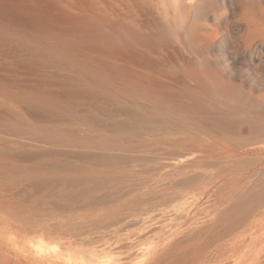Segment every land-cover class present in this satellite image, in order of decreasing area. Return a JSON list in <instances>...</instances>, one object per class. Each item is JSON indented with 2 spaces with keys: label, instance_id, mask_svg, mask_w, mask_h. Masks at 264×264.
Wrapping results in <instances>:
<instances>
[{
  "label": "rangeland",
  "instance_id": "obj_1",
  "mask_svg": "<svg viewBox=\"0 0 264 264\" xmlns=\"http://www.w3.org/2000/svg\"><path fill=\"white\" fill-rule=\"evenodd\" d=\"M69 1L65 0V3H60V7L64 8L66 4H69ZM72 2L73 0L70 3ZM208 4L214 8H220L222 4L226 7L227 17L221 24L226 38V44H223L222 51L226 55L236 56L241 49L240 41L244 36V31H239L236 23L241 18L242 10L248 4V0H208ZM250 5L257 7V4H252L251 2ZM95 7L101 8L98 4ZM12 26L8 25L9 29L7 28L10 30L7 36L9 43L11 42V45L9 44V55L7 56L4 67L0 66L2 69H0V79L7 82L5 84L8 85V92L11 93V97L8 94L4 97L0 90V146L2 145L1 147H3V149L0 148V264H159L160 262L167 264V261L168 264H170L169 262L171 264H203V262L204 264H264V212L262 216L259 215L258 219H255L254 222L258 220L256 225L250 219L245 224H239L241 222L237 223V219L240 221V213L242 212L241 215L244 214L243 209H245V203L247 207H251L254 202L253 200H255L253 197L257 194H264V170L256 172L259 174L251 178H248V174L246 173L250 172L252 168L250 165L251 161L260 156L264 157V154L236 155L235 153L220 148L221 146H218L221 150L217 149V152L214 153H199L201 146H197L199 148L197 149L193 147L196 144L192 145L195 141L197 143V140H200V138L198 139L197 135H194L195 127L192 128V126L196 120L191 119V123L193 122L190 124L191 127L188 126L181 133H170L174 131L171 130L167 134L156 136L154 142L150 143L149 148L147 147L145 151L128 154L129 156L132 155L133 160L127 158L129 160L125 159L126 162L124 164H122L123 161H120L117 163V166L115 163L106 166L98 164L97 167V164L90 165L85 162H79L83 168L90 167V169L87 170L85 168L84 170L89 173L93 170L91 172L93 176L87 177L88 180H80L82 182L78 180V182L82 183H78L79 185L76 183L77 181L67 184L73 186L74 189L71 186H67L68 178H70V181L72 178L75 180L78 178L65 171H61L60 173L58 169H52L54 171L51 170V172L50 165L57 162V165L60 163L59 165L64 167V163H66L64 160L71 162L72 159H68L69 150L67 148L65 149V147L62 148L60 145L59 147L61 148L53 147V144L49 145L45 143L41 136L47 133V135L52 133L54 136L51 127H56L60 124L59 126L64 125L63 128L61 127L60 132H64L65 134L63 133L56 137L61 140H69L70 116L68 115L69 113L67 114V111H64L65 114L61 112L64 114H60L63 117L57 115V119L59 118L58 116L61 117L58 120L55 119V114H53L54 119L51 118L50 113V115L48 113L47 115H43L46 113L44 111L40 112L41 107L44 106L41 105V102L46 103L49 101L48 104L50 105L51 98H54L58 103L61 102L62 104H67L66 106H70L71 99L69 98V92L73 88L71 86L76 83L79 86L81 83L78 81L87 84L89 81H92V78L89 80L82 73V70H79L75 66H68V62L63 63L65 60L58 59L64 51V49L63 51L61 50L63 47L73 49L70 46L68 47L66 43H62L59 40L57 42L56 39H52L51 37V39L47 38L49 36L44 35L43 37L38 33H31L32 31L28 28H19L21 29L19 30L17 27ZM218 37L223 38V34L219 33ZM32 47L34 48L32 49ZM58 47H62L60 49L61 51H59ZM37 49L42 50L40 52ZM48 49L49 51H47ZM30 50L35 51L32 54ZM74 50L76 51L74 53H80L81 55L79 54V56L81 57L83 55L82 58L85 56L87 60L88 57L93 60L97 59L95 53H89V51L87 52L85 50L81 51V49L77 50L76 48ZM35 52L37 55H35ZM31 54L32 58L31 56L29 57ZM42 54L44 55L43 59ZM200 54L201 58L206 57L211 61L212 65H216L218 53H215L213 48H210L208 53ZM45 55H48L46 56V60H44ZM254 55L258 58L261 57V63L258 64L256 71L252 70L251 73L254 79L262 82V89L256 91L255 89H250L244 83L240 94L252 93L251 98L259 97V94H262L263 102L260 105L263 106L261 112H264V53H255ZM40 59L43 62L42 60L40 62ZM47 59L49 60L47 61ZM48 62H51V65ZM239 62L241 71L236 75L240 77L229 81V84H238L239 80L244 78V75H242L243 70L250 66L248 62ZM22 63L24 66L21 65ZM28 63L30 65H27ZM37 64L39 67H37ZM213 68L215 67L212 66ZM76 71L81 72L83 75ZM254 72L256 75H253ZM47 76H49V79ZM56 76L58 79H56ZM62 79H67L65 82L66 86L63 85L65 87L56 82V80ZM3 81L1 82L2 84L4 83ZM84 83L81 85H84ZM2 86L5 85L0 84V87ZM22 92H27L24 98L28 99L27 96L38 98L41 104H39L38 100L35 102L39 104L38 106H41L39 111L35 109V112L31 110L29 112L28 109L31 108L30 106H26L25 99L23 97L21 98L23 103L19 99V94ZM47 97L50 98L47 99ZM228 107H231L230 111L227 112H229V119L233 123V127H238L234 126V124L239 125L240 122V125H243L248 119L247 117H253V112L256 111L254 108L248 109L233 101L228 103ZM46 116L48 117L46 118ZM236 121L239 124L234 123ZM59 126L57 128H60ZM9 133L14 137L16 134L20 135V139L19 137H9ZM193 135L197 137V140H194L196 139L195 137L192 139ZM233 137H235L234 141L236 142L245 141L244 138L247 139L246 133H244L243 137H238L237 133ZM190 138L193 141L192 143ZM16 141L23 142L25 147L16 150V147L13 146L17 143ZM10 145L15 147L13 148L14 150L12 149L13 151L10 150ZM197 145L199 144L197 143ZM1 149L4 151L3 153ZM61 149H65L63 152L67 150V153L65 152L67 156L59 155L57 151ZM51 150L55 152V155L51 153ZM56 152L58 155H56ZM199 155L204 157L202 163L198 164L199 166L183 168L181 170L182 174L180 175H176V168L174 167H162L165 162H172L180 156L193 158ZM134 157H139L138 159L140 161L137 162L138 160ZM132 161L133 163L135 161L136 164L133 165ZM102 169L108 170L111 173H107V175ZM112 171H115V174ZM115 176L116 179L113 178ZM193 176L196 179H189L186 187L183 185L184 183H177L182 177ZM98 177L104 179L105 177H109L110 181L108 180L107 182L106 180L108 184L104 182V185L102 182L105 180L102 178V180H97ZM118 177L121 180H118ZM36 178L41 179L36 181ZM47 178L49 179V181H46L47 185H43L45 186V190L41 189L43 188L42 184L40 185L38 181L47 180ZM90 178L91 180L93 179L92 181L96 185L89 183L91 182ZM56 179L60 181L57 183ZM111 179L115 181L113 182L112 180L111 182ZM64 181H66L65 184ZM87 181L88 183L86 184ZM33 182L36 183V186H34ZM98 182L99 186H97ZM42 183L45 184L44 181ZM114 183L116 186L114 185L112 187ZM101 184L105 189H102ZM256 184L257 187H254ZM39 185L40 187L38 188L37 186ZM92 186L97 187V189H92ZM249 188L251 189L250 191ZM116 189L120 190L118 191ZM41 190L43 191L41 192ZM85 191L87 195H85ZM126 191H129L127 192V196L124 194L122 196L123 198H119ZM52 192L57 194L51 196ZM111 192L114 195L110 196L109 194ZM70 193V197L72 196L73 198L74 196L75 199L68 196ZM104 193H106V197H108L106 199L108 201L103 198L105 197L103 196L105 195ZM76 194H81L82 196H77ZM101 194H103V197L100 196ZM65 195L67 196L65 197ZM115 196L117 199H113ZM247 197L249 198L248 200ZM76 198L80 199V201L77 200V203L75 202ZM72 200H74V203ZM251 200L253 202L249 204ZM103 201L105 203L109 202L110 204H104ZM88 202L91 205H87ZM62 204L64 205L62 206ZM241 204L244 205V208L240 207L242 206ZM76 207H79L80 210ZM82 207L83 209L81 210ZM238 207L242 208V210ZM123 217H126L125 220L128 221L122 220L124 219ZM131 220L134 222H130ZM139 220L142 223H139ZM92 222L96 223L93 225ZM231 222L232 225L230 224ZM86 223L92 224L93 226L90 225V227ZM113 223H116L114 225L115 227H113ZM117 223L119 224L117 225ZM251 224L255 225H253L254 228ZM99 226L104 227V230L99 228ZM234 226H236L235 231ZM248 226L251 228H248ZM121 228L124 229L123 232ZM221 232L223 233L221 234ZM92 238L95 239L92 240ZM108 238H111V240H107ZM124 243H128V245ZM133 243L135 245L132 247L131 245ZM120 245H123L122 247L124 248L127 245L126 247L129 249L126 250L127 254L126 252L124 253ZM118 246H120V249ZM173 259L176 263L175 261H171ZM208 259L209 261L206 262ZM200 261L202 262L200 263Z\"/></svg>",
  "mask_w": 264,
  "mask_h": 264
},
{
  "label": "bare ground",
  "instance_id": "obj_2",
  "mask_svg": "<svg viewBox=\"0 0 264 264\" xmlns=\"http://www.w3.org/2000/svg\"><path fill=\"white\" fill-rule=\"evenodd\" d=\"M63 2L65 3V0H0V66L4 67L7 56L9 55V44L11 45V42L9 43L7 36L8 31H10L8 30V25H13L18 29L28 28L32 31L31 33H38L43 37L44 35L49 36L47 38L51 37L52 39H56L57 42L59 40L62 41V43H66L68 47H72L73 49L58 47L59 51H63L64 49L63 53H59L62 58L59 57L58 59L66 61H63V63L68 62V66H75L79 70H82V73L85 74L86 78L89 80L92 78V81H86L88 82L87 84L78 81L81 84L84 83V85L80 84L78 86L76 83L77 86H75L76 84L71 86V88H73L71 91L69 90V98L71 99L70 106H66L67 104L65 105L61 102V105H59L60 103L55 101L54 98H51L50 105L48 104L49 101L46 102L47 100L45 101L46 103L41 102V104L38 98L36 99L34 96L29 97L26 95L28 99L24 98L27 92L18 93L20 95V97H18L21 102V98L23 97L27 105L25 102L24 104L26 106H30L31 109L27 108L29 112L30 110L35 112V109L36 111H39L41 106L38 105L41 104L44 106L41 107L43 110L41 109L40 112L44 111L46 113L43 115L50 113L52 116L51 118H53V114L56 115L55 119H57V115L64 113V111H67V114L69 113V140H61L56 137L57 135L59 136L64 133L60 132L64 126H59L60 124H56L60 128H57V126L51 127L53 129L54 136L52 133H49V135H47V133L46 135L41 136L45 143L49 145L53 144V147L58 148H61L59 147L60 145L62 148L65 147V149L67 148L69 150L68 159L71 158L72 161L70 162L69 160H64L66 162L64 163L65 168L61 167L59 165L60 163L57 165V162L51 164V169L49 168L50 171L52 169H58L60 173L61 171H65L78 178L76 180L72 178L73 181H70V178H68L69 180L67 179V183L64 181V184L66 183L67 185L70 182L75 183L76 181L78 184L82 182L80 180H88L87 177L93 176V174H91L93 170L90 173L85 172L86 170L84 169L86 167L83 168L79 162H85L90 165L97 164V167L98 164L106 166L115 163L117 166V163L120 161H123L122 164H124V162H126L125 159L133 160V157H131L132 155L129 156L128 154L145 151L149 144L154 142L156 136L167 134L171 130L174 131H171L170 133H181V131L185 130L188 126L191 127L190 124L193 123H191V119L196 120L194 121L192 128L195 127L194 135H197L200 140H197V137L194 135L192 139L195 137L196 139L194 140H197L199 145L195 143L196 141L193 142L191 138V140H189L191 143H194H192V145L196 144V146L193 147L197 148V146H201V149L197 148L199 151L201 150L200 152L198 151L199 153L203 152L210 154L217 152V149L222 148L226 151L235 153L236 155L264 154V112H261L263 109V106H261L263 96L262 94H259V97L251 98L252 93L240 94L244 83L247 84L250 89H255L256 91H260L263 86L261 84L262 82H258V80L252 77L251 71H256L258 64L261 63V57L258 58L254 54L264 53V0H248V4L243 8L240 16L241 18L236 23V26L239 28V31H244V36L240 41L241 49L238 51L236 56L226 55L222 51L223 44H226V38L222 31L221 24L227 17V13L225 11L226 7L223 4L220 8H214L212 5L208 4V0H73L72 3H70V0L69 4H66V6L64 5L65 7L63 8L59 5ZM250 2L252 4H257V7L251 6ZM97 4L100 5L101 8H96L95 5ZM219 33L223 34V38L218 37ZM57 45L59 46V44ZM50 47L52 48V46ZM33 48L34 47H32V49ZM53 48L56 49L55 47ZM74 48L77 50L81 49V51H89V53H95L97 59L93 60L88 57L87 60V57L85 59V56L82 58L83 55L80 57V53H74L76 52ZM210 48H213L215 53H218V61L216 62V65H212L211 61H209L206 57L201 58L200 53H208ZM38 49L37 51L42 50ZM34 51L35 50H30L32 54ZM47 51H49V49ZM32 54L29 55V57L31 56L32 58ZM35 55H37L36 52ZM43 56L44 55L42 54V59ZM46 56L48 55H45L44 60H46ZM42 59H40V62ZM48 60L49 59H47V61ZM239 61L248 62L250 66L249 68H245V70H243L242 75H244V78L239 80L238 84H229V81H233V79L240 77L239 75H236L241 71L239 68ZM48 63L51 65V62ZM21 65H23V63ZM27 65L30 64L28 63ZM212 66L215 68L212 69ZM37 67H39L38 64ZM77 73H79V71ZM82 73L80 72L79 74L83 75ZM253 75H256V73L254 72ZM47 77L49 79V76ZM56 79H58L57 76ZM1 80L3 81V79H0V84L5 85L0 87L2 95L6 97L8 94V96L11 97V93L8 92V85L5 84L7 82L3 81L4 83L2 84ZM63 80L64 79L56 80V82L62 86H66L65 82L67 79ZM50 97H47V99ZM36 100H38L39 104L35 102ZM231 101L236 102L238 105L247 107L248 109L254 108L256 110L254 111L255 113L253 112L254 116H245L248 119L243 123V125H240L241 122L239 124L236 121L234 123H237L240 126L234 124V126L238 127H233V123H231L229 119V112H227L231 109V107H228V103ZM244 110H246V108H244ZM32 112L31 114H33ZM189 113L193 116H189ZM62 115L60 116L63 117ZM48 116H46V118ZM60 116L58 117L61 118ZM236 133L238 134V137H243L244 133H246L247 139L244 138L245 141L241 142L234 141L235 137H233V135L235 136ZM10 135L9 137H14L12 134ZM16 137H19L20 139V135L16 134L14 138ZM33 141L35 142V140ZM4 143L6 142L4 141ZM11 145V151H13V148L15 147L16 150L25 147L23 142L21 143L19 141L13 145L15 147H12ZM1 146L0 148L3 149ZM218 146L221 147L219 148ZM61 150L57 151L59 155L67 156V150L64 152ZM3 152L4 151H2V153ZM57 152L56 155H58ZM51 153L55 155V152L52 150ZM187 157L188 156H180L172 162H165L162 167H174L176 168V175H180L182 174L181 170L183 168L191 166L195 167L196 165L202 163L204 159L201 155L193 158ZM134 158L138 160L134 159L135 161H140V159H138L139 157ZM135 161L134 163L132 161L133 165L136 164ZM250 165L252 167L250 172H246L248 174V178H251L254 175L257 176L259 173L256 172L264 170V157L260 156L254 159L251 161ZM86 169L88 170L90 167ZM102 171L106 172V174L111 173L110 171L108 172V170L104 169H102ZM114 172L112 171V173ZM101 178L98 177L97 180L104 179ZM113 178L116 179V176ZM193 178L196 179L194 176L182 177L177 183H184L183 185L186 187L187 181ZM40 179L36 178V181ZM117 179L119 180L120 177ZM78 180L80 182H78ZM92 180L90 178L91 182L89 183L96 185V183ZM104 180L105 181H103L102 184H104L106 180L108 182L109 177H105ZM112 180L113 179H111V182ZM43 181L45 184L42 183ZM46 181H49V179L47 178V180L38 181V183L40 182V185L42 184L43 188L41 189L45 190L44 187L47 185ZM56 181L58 183L60 180L56 179ZM61 181L63 182V180ZM114 181L115 180H113V182ZM87 183L88 181L86 184ZM35 184L36 183H34V186H36ZM102 184L101 187L103 186ZM40 185L37 187L39 188ZM114 185L116 186L114 183L112 184V187H114ZM97 186H99V182L97 183ZM129 186L132 187L131 185ZM71 187L74 189L73 186ZM254 187H257V184ZM91 188L97 189L95 186H92ZM119 188L121 189V187ZM102 189L105 188L102 187ZM120 189L116 190L119 191ZM250 190L251 189L249 188V191ZM42 191L43 190H41V192ZM127 192L129 191L123 192L119 198H123L122 196L124 194L127 196ZM254 193L256 194V192ZM56 194L52 192L51 196H55ZM82 194L84 195V193ZM104 194L105 195L101 194L100 196L103 195L105 196H102L104 199H108V197H106V193ZM70 195L71 193L68 194L69 197ZM76 195L80 196L81 194ZM85 195H87L86 191ZM109 195H114V193L112 194L111 192ZM66 196L67 195H65V197ZM248 197L247 200L249 199ZM70 198H72V196ZM107 199L106 201H108ZM113 199H117L116 196ZM253 199H255L253 200L254 202L252 200L249 201V204L253 202L251 207H247L246 203V206L241 204L242 206L240 207H245V209H243L244 214L241 215L242 212L240 213V221L237 219V223L241 222L239 224H245L250 219L252 223H255V225L257 224L258 220L254 222L255 219H258L259 215L262 216V213L264 212V194H257L253 197ZM77 200L80 201V199L76 198V203ZM73 201L74 200H72V202ZM97 202L99 203V201ZM244 202L246 201L244 200ZM106 203L110 204L109 202ZM106 203L104 202V204ZM88 204L89 202L87 205ZM63 205L64 204H62V206ZM76 208L80 210L79 207ZM72 209L76 210L74 208ZM82 209L83 207L81 210ZM239 209L242 210V208ZM123 218L124 219L122 220L128 221L125 220L126 217ZM132 221L133 220L130 222ZM232 222L230 223L231 225ZM94 223L96 222H92L93 225ZM139 223L142 222L139 220ZM92 224H88V226H93ZM118 224L119 223H117V225ZM114 225H116V223H113V227H115ZM231 225L229 226L231 227ZM229 226L228 228H230ZM244 226L242 227L244 228ZM99 228L103 229L104 227L99 226ZM233 228L235 231L236 226ZM248 228L251 227L248 226ZM123 230L124 229H122V232ZM98 232L101 233L100 231ZM222 233L223 232H221V234ZM95 238H92V240ZM107 240H111V238H108ZM124 244L128 245V243ZM133 245L135 244L133 243L131 246L133 247ZM120 246H118L119 249ZM126 246V249L122 247L124 253L128 249ZM131 246L129 247L132 249ZM164 261L166 262L165 259ZM171 261L174 262L175 260L173 259ZM207 261H209V259L206 260V262ZM201 262L202 261H200V263ZM160 263L163 264V262ZM169 263L171 264V262Z\"/></svg>",
  "mask_w": 264,
  "mask_h": 264
}]
</instances>
